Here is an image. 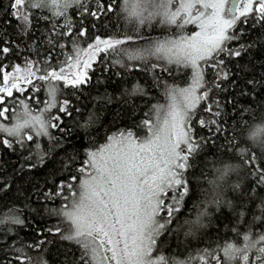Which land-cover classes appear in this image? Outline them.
<instances>
[{
    "label": "snow or ice",
    "instance_id": "1",
    "mask_svg": "<svg viewBox=\"0 0 264 264\" xmlns=\"http://www.w3.org/2000/svg\"><path fill=\"white\" fill-rule=\"evenodd\" d=\"M73 4H79L97 20L109 13L119 19L123 13V19L131 28L106 37H89L87 46L81 48L76 37H87V30L81 28L78 33H73L69 24L65 26L67 30L59 35L73 40L74 55H69L59 65L48 62L47 57L43 66L39 61L26 60L25 68L21 70L16 67L14 75L6 71L4 64L0 62V73H3L0 77V118H8V103L18 99L13 95L14 91L23 95L27 89L21 84L35 88L34 80L45 82L47 86L49 99L43 111L55 108L61 91L59 84L64 88L74 89L88 84L91 81L89 73L93 71V64L98 57L101 62L111 59L113 64H119L128 70L140 68V65L125 64V59L141 61L146 65L150 58H155L164 63L152 64V71L170 72L166 65L173 64L191 68L192 82L188 87H173L166 91L169 102L166 106H154L156 119L141 121V125L147 129V135L141 137L133 130L126 129L118 134L108 135L103 146L85 150L84 160L77 169L81 175L71 176L72 182L62 181L55 193L45 194L46 197L60 196L65 201L59 208L49 210L48 214L62 216L71 228L64 230L59 226H52L43 231L38 229L39 239L28 244V247L39 251L43 245L52 243L43 234L48 232L77 246L78 252L70 250L65 254L66 264H170L163 256L153 258L152 253L157 247L158 238L165 231L171 234L167 226L173 222L175 213L180 212L185 198L190 194L191 181L185 174L195 166V159L203 144L225 135L226 132L224 105L210 98L211 89L205 86L204 67L215 69L217 80L230 78L231 71L227 70L224 57L238 60L257 47L258 41L251 39L241 25L247 24L251 17L255 22L253 27L258 23L264 28V0H236L227 7L226 0H123L122 6L117 0H109L107 3L95 0V9H90L82 0H12L10 7L14 9L12 16L18 21L21 37L26 38L29 43H35L37 37L31 23L35 17L31 10L46 6L67 9ZM173 4H176L175 8L172 7ZM53 14L57 17L64 15L62 11H55ZM153 21L177 28L195 24L199 31L189 36L130 47L144 39L141 29L146 25L150 27ZM6 43L8 42L0 43V57L6 56L11 50L5 46ZM259 43L264 46V39ZM54 46L63 47V44ZM101 53L104 55L101 56ZM231 82L235 84L234 80ZM247 83L252 86L253 95L257 87H264V79H249ZM216 86L220 87L218 83ZM200 89L204 90L199 92ZM108 102H111V98ZM202 102V110L210 114L208 117L197 115ZM19 103L28 110V104L24 100H19ZM71 104L70 100H61L59 112L71 116ZM233 107L235 108L234 103ZM75 111L79 112L80 109L76 108ZM25 114H28L27 111ZM51 119L59 121L61 117ZM196 125L200 129H206L208 135L198 132ZM26 128H32L37 136H48L50 140H56L63 147L60 143L62 137H53L49 128H58L62 133L65 129L59 123L46 121L43 112L23 122H19L18 118V122L11 127L0 125V132L15 137V142L23 146L26 140H33L31 134L23 132ZM247 139L257 151L239 148L238 152L254 178L251 188L243 190L239 183L229 185L226 178L238 169L224 162L223 167L216 169L217 180L211 182L212 191L202 193L205 200L201 204L205 207L197 213L195 220L187 222L190 227L188 235L194 236L204 226L201 218L211 215L207 206L215 205L216 211L228 208L239 222L244 219L247 210L245 200L260 198L257 189H264V120L248 127ZM0 143L11 147L13 142L3 139ZM229 143L233 146L238 144L235 134ZM40 155L43 161L46 153ZM74 159L77 157H69L65 167ZM229 186L239 193L236 197L239 203L225 199L224 192ZM166 199L172 202L166 203ZM195 206L200 207V204ZM260 208L261 214L256 216V220H264V198H260ZM162 212L165 213L164 216H161ZM4 222L0 217V224ZM9 222L24 224L14 212L10 215ZM243 241V246L229 243L222 248L226 260L239 259L241 264H264V234L252 239L245 233ZM252 249L255 252L250 258L249 252ZM14 251L17 255L8 258V264H13V261L18 264H46L43 256L34 259L25 253L23 247L15 248ZM208 256L221 264L220 259L209 250L198 257L200 264H210Z\"/></svg>",
    "mask_w": 264,
    "mask_h": 264
},
{
    "label": "trees",
    "instance_id": "2",
    "mask_svg": "<svg viewBox=\"0 0 264 264\" xmlns=\"http://www.w3.org/2000/svg\"><path fill=\"white\" fill-rule=\"evenodd\" d=\"M11 2L12 0H0V43L7 41L5 46L11 49L6 56L0 57V62L4 64L6 71L14 74L16 67L21 70L25 68L26 60L39 61L43 66L47 57L48 62L59 65L69 55H74L73 40L68 36L59 35L67 30L66 25H71L73 33H78L81 28L87 30V37H76L81 48L87 46L86 41L89 37L94 38L96 35L106 37L131 28V25H127L123 19V13L120 14L119 19L109 13L108 16L97 20L85 12L79 4H75L65 11L57 9L64 13L57 17L53 14L55 9L46 6L31 10V14L35 17L31 23L37 39L35 43H29L26 38L21 37L18 21L12 16L14 9L10 7ZM82 2L90 9L96 7L95 0H82ZM104 2L107 3L109 0ZM117 3L122 6L123 0H117ZM254 23L249 17L247 24L241 27L251 39L258 41L257 47L238 60L224 57L227 70L231 71L228 80H217L216 70L204 67L205 86L211 89L210 98L224 105L226 132L225 135L203 144L201 152L195 159V166L185 174L191 181L190 194L185 198L180 212L175 213L173 222L167 226L171 234L165 231L158 238L157 247L152 253L153 258L158 259L163 256L170 264H189V261L190 264H200L198 257L205 250H209L220 259L221 264H241L239 259L227 261L223 256L222 248L229 243L243 246L245 233H248L252 239L264 234V220H256V216L261 214L260 198H264V189H257L260 198H255L254 201L245 200L247 210L244 219L239 222L230 209L222 208L216 211L215 205H209L207 210L211 215L201 218L204 226L199 228L194 236L188 235L190 227L187 223L195 220L197 213L205 207L201 204V201L205 200L202 193L212 191L211 182L217 180L216 169L223 167L224 162L238 169L226 178L229 185L239 183L241 189L249 190L253 184L254 178L250 175L248 166L244 165L238 149L257 151L247 139V131L249 126L264 120V87H257L253 95L252 86L247 83L249 79H264V46L259 43L264 39V28L258 23L253 27ZM117 24L119 27H116ZM189 31L190 29L186 27L177 28L174 25L153 21L150 27L146 25L141 29L144 39L130 47L136 48L166 38H179L187 35ZM54 44H63V47ZM124 63L140 65V68L128 70L119 64H113L111 59L101 62L98 57L97 62L93 64V71L89 73L91 81L88 84L81 86L80 89L64 88L59 84L61 91L57 96V106L46 111L44 115L46 121L59 123L65 129L62 133L58 128H49L53 137H62L60 143L63 147H60L56 140H50L48 136L36 134L32 135V141L26 140L21 146L15 142V137L0 133V141L8 139L13 142L11 147H5L0 143V217L5 221L0 224V264H8V258L17 255L14 249L20 247H23L25 253L34 259L43 256L46 264H66L65 254L70 250L78 252V248L68 241L61 240L59 235L53 236L44 232V236L52 243L43 245L39 251L28 247V244L39 239L38 229L43 231L52 226H59L64 230L71 228L62 216L48 214L49 210L59 208L65 201L60 196L46 197L45 194L55 193L62 181L72 182L71 176L79 177L81 174L77 169L84 160L85 150L103 146L108 135L118 134L126 129L133 130L141 137L147 135V129L141 125V121L155 120L154 106H166L168 98L165 93L168 89L183 88L190 82V68L173 64L166 65L170 68V72L152 71V64L164 63L155 58H150L146 65L141 61L127 59ZM2 75L3 73H0V77ZM157 77L161 79L158 80ZM233 80L235 84L231 82ZM33 83L36 85L35 88L32 85L21 84L27 89L23 95L14 91L13 95L18 99L8 103L10 111L6 114L7 117H11L19 105L23 107L19 103L21 99L28 104V109L34 112L42 110L48 99L47 86L45 82L39 80H34ZM217 83L220 87L216 86ZM203 90L201 89L200 92ZM245 92L247 94H244ZM109 98H111L110 103ZM64 99L72 102L71 116L58 110L59 102ZM203 106L202 102L197 109V115L208 117L210 114L202 110ZM76 108L80 111H75ZM55 116H60L61 120L51 119ZM90 119L91 123H89ZM0 120L6 119L0 118ZM196 130L202 135H208L207 130L200 129L199 125H196ZM233 134L238 141L236 146L229 143ZM42 153H46L43 161L40 155ZM73 156L77 159L65 167L68 158ZM67 191L65 188V192ZM238 195L239 193L234 192L230 186L224 192L225 199L237 203H239L236 200ZM165 202L172 201L166 199ZM197 204H200V207H196ZM13 212L24 221V224L9 222ZM164 215L165 213L162 212L161 216ZM254 252V249L250 250V258ZM207 260L210 264H217L211 256H208ZM13 264L18 262L13 261Z\"/></svg>",
    "mask_w": 264,
    "mask_h": 264
},
{
    "label": "rangeland",
    "instance_id": "3",
    "mask_svg": "<svg viewBox=\"0 0 264 264\" xmlns=\"http://www.w3.org/2000/svg\"><path fill=\"white\" fill-rule=\"evenodd\" d=\"M228 2H229V0H226V7L228 6ZM73 5H75V4H73ZM172 7L175 8L176 7V4H173ZM67 9H64V11L67 10ZM54 11H59V10L55 9ZM184 27H186V29L187 28L190 29V31L188 32V34L187 35H184V36L193 35L194 33H196V32L199 31V28L195 24H188V25H186ZM167 39H169V38H166V39H163V40H167ZM170 39H172V38H170ZM190 70H191V68H190ZM191 82H192V70H191L190 82L188 83V85L186 87H188L191 84ZM200 90H199V92H200ZM48 99H49V97H48ZM168 102H167V104H168ZM45 107H46V104L42 107V110H39L37 112H34V111L30 110V109L26 110L24 107H20V105H19L17 107V109L14 110V112H13L14 114H12L11 117H8L6 120H3V121L0 120V125L11 127V126H13L14 124H16L18 122V118H19V122H23V120H25V119L30 120L32 116L40 115L41 112H43V118L45 119V115H44L45 114V111H43ZM26 111L28 113L27 115L25 114ZM23 132H25L27 134H31V135L36 134V132L32 128H26V129L23 130ZM0 133L4 134V132H0Z\"/></svg>",
    "mask_w": 264,
    "mask_h": 264
},
{
    "label": "water",
    "instance_id": "4",
    "mask_svg": "<svg viewBox=\"0 0 264 264\" xmlns=\"http://www.w3.org/2000/svg\"><path fill=\"white\" fill-rule=\"evenodd\" d=\"M236 2V0H229V2H228V6H229V4H231V3H235Z\"/></svg>",
    "mask_w": 264,
    "mask_h": 264
}]
</instances>
